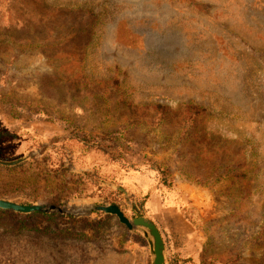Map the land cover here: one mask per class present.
I'll return each instance as SVG.
<instances>
[{
    "label": "rangeland",
    "instance_id": "1",
    "mask_svg": "<svg viewBox=\"0 0 264 264\" xmlns=\"http://www.w3.org/2000/svg\"><path fill=\"white\" fill-rule=\"evenodd\" d=\"M18 159L0 198L130 220L157 199L187 219L189 264H264V0H0ZM22 214L0 213V264H152L115 215Z\"/></svg>",
    "mask_w": 264,
    "mask_h": 264
},
{
    "label": "water",
    "instance_id": "2",
    "mask_svg": "<svg viewBox=\"0 0 264 264\" xmlns=\"http://www.w3.org/2000/svg\"><path fill=\"white\" fill-rule=\"evenodd\" d=\"M24 159H18L14 161H3L0 160L1 165L13 166ZM0 209L11 210L18 213H51L57 212L61 214H70V215H88L94 211L104 212L107 214H112L117 216L119 221L125 225L129 230L139 229L147 237L151 252L153 254L152 264H166V253H165V243L162 237V234L158 226L148 217L144 215H139L134 219L130 220L125 213L121 210L118 205H98L93 204L86 208L85 211L80 213H73L65 208L56 206L53 204H22L10 199L0 198Z\"/></svg>",
    "mask_w": 264,
    "mask_h": 264
},
{
    "label": "crops",
    "instance_id": "3",
    "mask_svg": "<svg viewBox=\"0 0 264 264\" xmlns=\"http://www.w3.org/2000/svg\"><path fill=\"white\" fill-rule=\"evenodd\" d=\"M152 204L155 209H151L146 217L158 226L162 234L166 264H189L195 251V241L187 219L180 211L172 210L157 199H153L151 206ZM174 223H179L182 227L174 228Z\"/></svg>",
    "mask_w": 264,
    "mask_h": 264
},
{
    "label": "trees",
    "instance_id": "4",
    "mask_svg": "<svg viewBox=\"0 0 264 264\" xmlns=\"http://www.w3.org/2000/svg\"><path fill=\"white\" fill-rule=\"evenodd\" d=\"M0 167H2V166H0ZM0 213H8V214L13 215V216H15V217L23 215L22 213H16V212H14V211H11V210H4V209H0ZM27 215L30 216V215H32V214H27ZM43 216H47V214H43ZM191 261H192V260H191ZM191 261H190V263H192Z\"/></svg>",
    "mask_w": 264,
    "mask_h": 264
}]
</instances>
